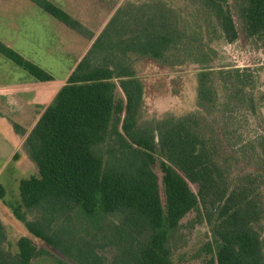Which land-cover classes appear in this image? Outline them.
Wrapping results in <instances>:
<instances>
[{
	"label": "trees",
	"instance_id": "obj_1",
	"mask_svg": "<svg viewBox=\"0 0 264 264\" xmlns=\"http://www.w3.org/2000/svg\"><path fill=\"white\" fill-rule=\"evenodd\" d=\"M28 1L93 39L59 7L47 0ZM200 1L225 38L235 40L228 0ZM235 2L250 34H264V0ZM126 8L110 18L27 136L26 154L38 174L19 181L20 201L9 205L13 216L63 256L62 264H172L169 238L195 212L213 240L206 246L210 257L204 264H264L254 190L219 187L226 178L221 169L214 171L219 141L205 135L201 119L169 118L154 128L138 121L144 87L124 61L130 54L161 59L182 39L180 16L163 2ZM0 55L37 81L51 80L1 41ZM243 72L249 70L222 72L234 95L254 83ZM206 73L200 74L198 100L216 103ZM117 89L123 98H115ZM13 128L22 134L15 124ZM158 161L161 178L154 171ZM6 245L0 220V264H30L47 253L26 236L18 239L15 255ZM107 247L115 252L109 263L101 255Z\"/></svg>",
	"mask_w": 264,
	"mask_h": 264
},
{
	"label": "rangeland",
	"instance_id": "obj_2",
	"mask_svg": "<svg viewBox=\"0 0 264 264\" xmlns=\"http://www.w3.org/2000/svg\"><path fill=\"white\" fill-rule=\"evenodd\" d=\"M47 1L65 9L95 33L118 10L130 6L150 8L163 2L178 13L182 32L178 44L170 47L159 60L130 54L124 61L131 64L144 87L138 121L154 128L165 119L197 115L205 135L215 136L219 141L214 171L219 173L221 169L223 176L226 175L225 183L219 187H227L228 190L237 186L254 190L253 199L259 205L261 218L257 228L264 246V34H250L235 0H228L237 31L235 40L225 38L219 22L200 0ZM0 41L51 77L46 82L53 83L40 85L43 86L40 90L47 88V91L59 85L89 46L88 41L28 0H0ZM234 68L249 70L243 75L250 74L254 82L243 87L240 96L234 95V88L226 85L222 76V72H231ZM201 72H208L207 88L216 95V103L205 104L198 100ZM34 80L0 55V118L18 126L20 133H23V126L34 128L36 119H40L51 104L47 91L44 92L43 103H35L34 92L40 86L36 87ZM238 88L241 89V85ZM115 98H123L119 89ZM23 148L25 150L24 144ZM7 149L0 139V162L8 154ZM19 168L21 171L11 175L2 174L9 177L5 180L1 177L0 180L3 192L0 211L7 236L6 249L17 254L18 239L28 236L39 249L47 252L30 264H62L64 257L30 235L12 214L9 205L20 201L19 181L38 174L33 163H21ZM154 171L159 178L162 177L159 161ZM190 188L196 193L195 185H190ZM28 218L31 220L34 215ZM212 242L209 226L199 221L195 212H190L171 234L167 258L172 264H204L210 257L206 246ZM114 253L111 247L101 251L108 263Z\"/></svg>",
	"mask_w": 264,
	"mask_h": 264
},
{
	"label": "crops",
	"instance_id": "obj_3",
	"mask_svg": "<svg viewBox=\"0 0 264 264\" xmlns=\"http://www.w3.org/2000/svg\"><path fill=\"white\" fill-rule=\"evenodd\" d=\"M60 8V7H59ZM63 11H65L66 13H68L65 9L60 8ZM69 14V13H68ZM72 18H74L71 14H69ZM111 18V17H110ZM110 18L108 19L107 23L109 22ZM75 20H77L78 22H80L78 19L74 18ZM58 22V21H57ZM60 23V22H59ZM81 23V22H80ZM107 23L104 25V27L97 33H95L93 30L87 28L83 23H81L87 30L90 31V33H92L93 35V39H87L79 34H77L76 32L72 31L71 29L67 28L65 25L64 27L67 28L69 31H71L72 33H74L75 35L79 36L81 39L88 41L89 46L88 48L83 52V54L81 55V57L78 59L77 63L83 58V56L86 54V52L89 50L90 46L92 45V43L94 42L95 38H97V36L102 32V30L106 27ZM62 24V23H60ZM63 25V24H62ZM16 52V51H15ZM18 53V52H17ZM19 54V53H18ZM20 55V54H19ZM24 58V57H23ZM25 59V58H24ZM26 60V59H25ZM76 63V64H77ZM75 64V65H76ZM74 65V67H75ZM74 67H72V69H70V71L68 72L67 76L64 77V79L59 83L58 86L54 87L53 89H49V91H47V88H44L42 90H40L41 87L40 85H44L45 83H53V82H40V81H33V84L36 87H39L35 92H34V101L37 104L43 103V98H44V92H49L50 93V101L52 102L53 99L56 97V95L58 94V92L61 90V88L66 84L67 79L69 78L71 72L73 71ZM52 87V86H50ZM50 102V103H51ZM46 106V105H45ZM39 119H36L35 124L37 123ZM34 124V125H35ZM23 133L22 134H18L15 132L13 125L11 123H9L5 118H0V139H2V141H4V143L7 146V152L8 154L6 156H4L5 159H3V161L0 162V180L1 177H3V179H7V177L9 176H2V174H13L15 172H19L20 170V166L21 163L24 162H29L32 163L30 161V159L28 158L24 148H23V144L28 136V134L31 132V130L33 129V127H31L30 129L25 128V126H23L22 128ZM34 165V164H33ZM2 185V184H1ZM4 185V184H3ZM2 185V186H3ZM5 189L6 187L3 186ZM19 191V190H18ZM2 215H1V211H0V220ZM3 224V223H2ZM4 225V224H3ZM28 237V236H26Z\"/></svg>",
	"mask_w": 264,
	"mask_h": 264
}]
</instances>
